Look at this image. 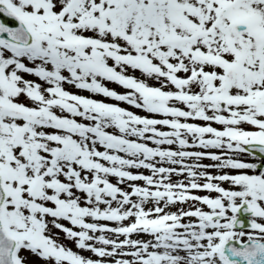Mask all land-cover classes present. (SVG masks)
I'll return each mask as SVG.
<instances>
[{
  "label": "snow or ice",
  "instance_id": "snow-or-ice-1",
  "mask_svg": "<svg viewBox=\"0 0 264 264\" xmlns=\"http://www.w3.org/2000/svg\"><path fill=\"white\" fill-rule=\"evenodd\" d=\"M0 264H264V0H0Z\"/></svg>",
  "mask_w": 264,
  "mask_h": 264
},
{
  "label": "rangeland",
  "instance_id": "rangeland-1",
  "mask_svg": "<svg viewBox=\"0 0 264 264\" xmlns=\"http://www.w3.org/2000/svg\"><path fill=\"white\" fill-rule=\"evenodd\" d=\"M130 74H133V73H130ZM135 75H139L138 73H134ZM29 79H31V77H27ZM108 86L114 90H116L117 92H120V93H123L125 90L123 88H121L120 86H117L115 84H111L109 83ZM69 91H76L75 89H69ZM80 94H83V95H89L88 93L86 92H81ZM96 99H104L103 97H94ZM107 102H113L111 100H108ZM120 106L122 107H125V108H129V110H132V111H135L137 112V114H140V115H145V113L139 111V110H136V109H131L130 106L126 105V104H121ZM204 163H211V161H208V160H205ZM61 239H63V234H61ZM85 255H88L87 253H85Z\"/></svg>",
  "mask_w": 264,
  "mask_h": 264
}]
</instances>
